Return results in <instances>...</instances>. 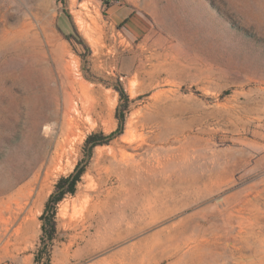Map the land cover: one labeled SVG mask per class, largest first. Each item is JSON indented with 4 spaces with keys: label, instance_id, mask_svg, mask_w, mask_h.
Returning <instances> with one entry per match:
<instances>
[{
    "label": "rangeland",
    "instance_id": "1",
    "mask_svg": "<svg viewBox=\"0 0 264 264\" xmlns=\"http://www.w3.org/2000/svg\"><path fill=\"white\" fill-rule=\"evenodd\" d=\"M0 264H264V0H0Z\"/></svg>",
    "mask_w": 264,
    "mask_h": 264
},
{
    "label": "trees",
    "instance_id": "2",
    "mask_svg": "<svg viewBox=\"0 0 264 264\" xmlns=\"http://www.w3.org/2000/svg\"><path fill=\"white\" fill-rule=\"evenodd\" d=\"M107 1V0H102ZM126 111L127 108H118L116 113V118L118 119L119 125L118 129L109 136L101 135H91L85 141L83 147L84 159H82L76 166L74 172L67 178H61L55 185L53 193L48 198L43 216H42V238L41 241L44 244V250L39 258L37 255L36 262L39 263L41 259H49V253L51 246L56 238V209L57 206L63 201V199L68 194H74L76 191V186L80 182L82 176L86 171V167L92 157L95 148L103 145H107L114 139L119 137L124 132L125 122H126Z\"/></svg>",
    "mask_w": 264,
    "mask_h": 264
},
{
    "label": "bare ground",
    "instance_id": "3",
    "mask_svg": "<svg viewBox=\"0 0 264 264\" xmlns=\"http://www.w3.org/2000/svg\"><path fill=\"white\" fill-rule=\"evenodd\" d=\"M67 113H71L70 111H69V109H68V112ZM71 115V114H70ZM67 116H68V114H67ZM70 122V118H68L67 119V117H65V122H64V125H66L67 126V124ZM71 123H73V122H71ZM69 125V124H68ZM68 127H71V124H70V126H68ZM59 156V155H58ZM57 156V157H58ZM60 157V156H59ZM58 159V158H57ZM60 160V159H59ZM61 161V160H60ZM61 164V163H60ZM54 168H56V167H54ZM57 169V168H56ZM58 169H60V168H58ZM58 171V170H57ZM57 171H55V172H57ZM60 171V170H59Z\"/></svg>",
    "mask_w": 264,
    "mask_h": 264
}]
</instances>
